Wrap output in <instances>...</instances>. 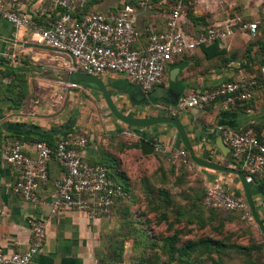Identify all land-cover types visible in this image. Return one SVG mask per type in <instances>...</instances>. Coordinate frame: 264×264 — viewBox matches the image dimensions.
<instances>
[{"label": "crops", "instance_id": "0c3cea01", "mask_svg": "<svg viewBox=\"0 0 264 264\" xmlns=\"http://www.w3.org/2000/svg\"><path fill=\"white\" fill-rule=\"evenodd\" d=\"M218 1L193 0L190 13L179 23L180 30L187 35H196L229 19L240 18L259 22L258 31L254 37L238 33L218 42L217 47L210 44L175 57L166 66L161 85L168 90L170 103L145 98L141 90L124 76L106 74L98 78L120 113L131 118H177L197 156L225 165L229 154L223 155L218 148L223 144L222 129L245 131L254 124H264V89L255 91L249 108L228 109L218 103L199 111L182 110L178 104L187 94L213 89L239 77H253L263 66L264 0H229L227 17L217 9ZM5 2L18 12L31 15L38 26L47 27L58 17V12L51 11L45 0ZM124 5L138 6L136 0H89L84 8L76 4L75 12L108 15ZM162 7L165 6L159 0L149 9L137 8L136 48H146L152 30L161 33L168 31L169 13L165 15ZM48 48L33 32L17 29L0 17V64L52 73L48 76L22 73L25 77L18 78L7 73L16 71L0 68V154L5 145L19 143L25 155L36 159L34 145L38 142L50 145L49 148L54 151L62 139H84L83 161L105 166L113 180L126 186L124 190L121 188L123 191H120L115 213L109 218L89 219L83 212L72 210L53 214L50 203L57 195L55 184L64 176L55 155H52L49 163L48 182L39 184L38 202L35 204L13 193L19 174L0 159V248L7 254L24 252L30 242L29 220L41 219L46 224L45 243L29 264H92L94 259H104L108 255L111 238L115 236L120 219L118 214L120 216L123 211L121 216L126 215L127 211L143 207L146 201V185L130 183L135 175L140 174L139 168L143 169L148 161L155 162L156 157L166 162L181 160L176 158V153L184 148L171 125L138 129L116 120L94 84L74 81L71 84L79 88H72L71 84L60 83L56 75L77 70L76 63L73 68L69 56ZM246 65L249 67L246 68ZM172 73H175L173 80ZM14 80L17 82L13 83ZM20 80L23 86L18 83ZM82 101L87 104H81ZM177 101V106H174L173 103ZM141 139L154 146L153 154L143 155ZM184 163L191 167L188 162ZM193 165L191 171L199 176L205 189L220 184L234 191L240 190L241 185L235 176ZM154 175L160 176L158 173ZM250 186L256 210L264 223V173ZM127 243L124 259H127L130 251ZM124 264H127L126 260Z\"/></svg>", "mask_w": 264, "mask_h": 264}, {"label": "built area", "instance_id": "2783aa9c", "mask_svg": "<svg viewBox=\"0 0 264 264\" xmlns=\"http://www.w3.org/2000/svg\"><path fill=\"white\" fill-rule=\"evenodd\" d=\"M45 1L51 11L58 12L57 19L47 27L38 26L31 15L18 12L5 0H0V17L17 29L33 32L46 46L70 53L75 58L78 71L97 77L106 74L124 76L144 95L163 84L166 66L175 57L232 38L238 33L254 37L260 26L259 22L229 19L197 36L187 35L180 30L179 23L190 12L192 0H161L169 10L168 31L161 33L152 30L149 44L145 49H138L135 30L137 8L149 9L155 0H136L137 7L124 5L108 15L75 12L76 4L84 8L89 0ZM260 75L264 82V66L260 69ZM257 84L255 78L239 77L213 89L187 94L179 100L178 107L203 111L222 103L229 109L237 103L252 101ZM71 87L79 88L76 84H71ZM222 141L229 150L230 167H239L245 172L250 184L253 183L252 176L264 173V129L259 134L252 128L245 131L222 129ZM85 145L84 139L67 138L59 141L53 151L46 143L38 142L34 145L36 159L25 155L19 143L5 145L0 159L19 174L13 193L37 203L39 184L48 182L49 163L54 154L64 176L55 184L57 195L50 203L51 212L72 210L83 212L89 219L109 218L113 214L115 198L121 192L105 166L83 161ZM186 154L185 150L178 151L176 158L184 160ZM203 204L206 209L226 212H241L247 206L246 202L236 198L220 184L207 187ZM29 229L28 248L22 253L11 254L0 248V264H29L33 260L44 246L46 224L41 219L32 218ZM92 264L107 263L94 259Z\"/></svg>", "mask_w": 264, "mask_h": 264}, {"label": "rangeland", "instance_id": "374dc122", "mask_svg": "<svg viewBox=\"0 0 264 264\" xmlns=\"http://www.w3.org/2000/svg\"><path fill=\"white\" fill-rule=\"evenodd\" d=\"M228 1L219 0L217 4V9L222 11L226 17L228 16L226 11L229 10ZM161 9L165 15L169 13L167 6ZM84 103L87 104L85 101H82L81 104ZM192 165L193 163L189 168V165H186L182 159L166 162L164 159L156 157L155 162L148 161L143 169L139 168L140 174L135 175L134 181L130 183L144 184L146 187L153 188L152 191H156L154 192L156 201L147 202L148 206L145 201L143 207L134 208L132 212L127 211V216H121L123 211L120 208V216L118 214L120 219L116 230L126 232L127 227L124 223L127 220L136 219V222H140L138 221L140 219L143 223L142 228L145 229L146 235L152 241L163 238L175 230L174 232L179 237L177 251L186 245H193L196 249L193 253L181 256L182 259L178 254L175 258H171L167 252L164 253L160 250L162 246L165 249L164 244L160 242L157 248L154 247L159 258L158 264H184L181 261L184 260V257H190L187 263L192 264L195 261L200 264H264V236L250 220V216L244 212L211 213L205 210L200 203L205 187L199 176L194 175V172L191 171ZM141 170L143 172H140ZM154 173H158L160 176L154 175ZM160 191L164 192L159 196ZM161 197L166 199L163 201ZM162 214H165V219L160 222ZM167 229H171V232H167ZM111 240H115L118 248L125 242L120 232ZM205 241L213 242V244L207 246ZM150 248H152L151 245ZM150 248L145 252V259H149L147 264L154 261L155 252ZM134 252L130 248L127 259H124L123 254V262L126 260L127 264H132L131 259Z\"/></svg>", "mask_w": 264, "mask_h": 264}, {"label": "water", "instance_id": "95a60500", "mask_svg": "<svg viewBox=\"0 0 264 264\" xmlns=\"http://www.w3.org/2000/svg\"><path fill=\"white\" fill-rule=\"evenodd\" d=\"M48 49L51 51H57L59 53L66 54L67 56H69L73 62V68H75V58L70 53L55 50L52 48H48ZM0 68H4V69L10 70V71H16L19 73H35V74L44 75V76L52 75L51 72H44L41 70H36V69H32V68H27V67L13 68L10 66L0 64ZM174 75H175V73L171 74V79L173 78ZM56 76H58L60 78V79H58V81L62 84H71L74 81H82V82L84 81V82L94 84L100 90V92L104 98V101L106 103V107L109 110V112L112 114V116L116 120L120 121L121 123H123L129 127L138 128V129H146V128H151V127L161 125V124L173 126V128L175 129L185 152L188 154L191 162L194 165H196L200 168L206 169V170H211V171H215V172H219V173L233 175L239 180V183L241 185V189H242V192H243V195L245 198V202H246L247 207L249 209L252 221L258 227L261 234L264 236V223L262 222V220H261V218H260V216L256 210V206H255L254 199L252 196L250 182L248 181L246 175L243 172H241L235 168L227 167V166L217 164V163H213L211 161L204 160V159L200 158L199 156H197L196 152L192 148V145L189 141V138L187 136V133H186L182 123L177 118H170V117H165V116H160V117H156V118H131V117H128V116H126V115H124L118 111V109L116 108L112 99L110 98L109 94L107 93L106 88L104 87V85L102 84V82L100 81V79L98 77L93 76V75H89V74H86L84 72L77 71V70L63 71V72H60ZM168 95H169L168 90L162 86L158 87L153 93H150L148 95L143 94V96L145 98L153 99L156 101L157 100H164V101L170 103V101L167 99ZM178 100H179V98H178ZM177 104H178V101L176 103H173L174 106H177ZM155 107H156V105H155ZM218 148L222 151L223 155L227 156L229 154V150L224 144H222V146H219ZM140 149H141V152L143 153V155L148 156V155H151L154 153L155 148L153 145H151L146 140L141 139L140 140ZM224 149H225V151H224Z\"/></svg>", "mask_w": 264, "mask_h": 264}, {"label": "trees", "instance_id": "16d2710c", "mask_svg": "<svg viewBox=\"0 0 264 264\" xmlns=\"http://www.w3.org/2000/svg\"><path fill=\"white\" fill-rule=\"evenodd\" d=\"M190 13V12H189ZM188 13V14H189ZM205 30L202 32L204 33ZM202 33H199V34H202ZM199 34H196L194 36H197ZM213 46L217 47L218 45V42H215L212 44ZM204 47H202L203 49ZM264 66V64H263ZM262 66V67H263ZM249 65H246V68H248ZM261 67V68H262ZM260 68V69H261ZM260 69L258 70V72H256V74L253 76V77H246V78H255L257 81H258V84L256 86V90L257 89H261L263 88L264 89V82L261 80V75H260ZM10 75L12 76H16V77H20V78H23L24 77V74L22 73H16V72H8ZM236 80V79H235ZM235 80H232V81H235ZM21 81V80H20ZM232 81H228V82H232ZM17 80H14L13 83H16ZM21 83V85L23 86V83L22 81L19 82ZM9 91H11V88H8ZM21 94V93H20ZM19 94V95H20ZM23 95V94H22ZM21 95V96H22ZM255 95V93H254ZM253 101V100H252ZM249 102H242V103H237L235 106H232L231 108H234V107H242V106H246V108L250 107ZM252 129L259 134V132L264 129V124L262 125H258V124H254L252 125ZM67 139V138H66ZM50 146V145H49ZM137 147H138V144H137ZM54 155V154H53ZM183 161H186L188 162L189 164H191V160L188 156V154H186V158L183 160ZM230 159H227L226 160V163L224 166H230L231 163H230ZM237 169L241 172H243L239 167H237ZM245 173V172H243ZM246 174V173H245ZM109 175L110 177L112 178L113 180V176L111 174V172L109 171ZM247 175V174H246ZM257 178L258 176H252V179H253V182H256L257 181ZM116 187L120 189V191H123L125 189V186L124 184H121L119 181H115L113 180ZM224 188L230 192H232L234 194V196L236 198H240L241 200H243L245 202V198H244V195H243V192H242V189L240 187V190H231L230 188H228L226 185H223ZM123 190H122V189ZM148 189L147 193H146V202H152V201H156L154 199V197H156L154 195V192L156 191H152V189L148 186L146 187ZM207 189V188H206ZM206 189H205V192L201 198V205L205 208L204 204H203V201H204V197H205V194H206ZM159 192V191H158ZM164 192V191H163ZM162 191H160V193H158V195L160 196V194H163ZM154 195V196H153ZM120 197H116L115 198V203H114V206H113V214L115 213V206H117V200L119 199ZM162 200L164 201L166 198L164 197H161ZM171 198V197H170ZM169 200V199H168ZM170 201V200H169ZM208 212H211V213H216V212H220V211H223V210H217V209H206ZM226 212V211H224ZM232 212H240V211H232ZM232 212H227V213H232ZM241 212H244L246 214H248L250 216V220L252 221V218H251V215H250V212H249V209L248 207L246 206V209L244 211H241ZM128 215V213L126 214V216ZM143 217V216H141ZM160 219V218H159ZM165 219V214H162V219H160V222L164 221ZM138 221L140 222H136V219H133V220H127L124 225H126V232H123V231H120V230H116L115 232V235L120 232L121 235L123 236V238L125 239V242L123 243V246H120L118 248V245H116L115 243V240H111L110 242V245H109V250H108V255L104 258V259H99L100 261L104 262V263H107V264H124L123 262V252H124V248L127 244V241H130L129 242V245H130V248L135 251L133 253V257L131 259V263L132 264H147L148 262V258L145 259V252L148 251V248H150V245L152 248H150L152 251L155 252V255H154V261L151 263V264H158V255L156 253V249L158 247V244L160 242H162V244H164V247L165 249H163V246L161 247L160 250H162L164 253L167 252L169 254V256L171 258H175L177 256V254L181 257V256H185V254L187 253H193L196 249L194 248L193 245H186V246H183L182 248H179L178 251L176 250V246L177 244L179 243V237H178V234L175 233L174 231L171 233V234H168L167 236L163 237V238H160V239H156V241H152L150 239V237H148L145 233V229L142 228V220L138 219ZM169 222V221H168ZM166 222V223H168ZM253 222V221H252ZM165 223V222H164ZM258 228V227H257ZM171 230V229H170ZM169 229H167V232H171ZM115 236H113L112 238H114ZM205 245L207 246H210L213 244V242H209V241H205L204 242ZM149 244V246H148ZM154 245V246H153ZM117 247V248H116ZM155 247V248H154ZM202 252H203V249L201 248ZM157 252H159V250L157 249ZM201 252V253H202ZM156 259V260H155ZM182 259V257H181ZM190 259V257H184V260H181L182 262H184V264H192V263H187V260ZM192 259V258H191ZM193 264H200V263H197L196 261L193 262Z\"/></svg>", "mask_w": 264, "mask_h": 264}]
</instances>
